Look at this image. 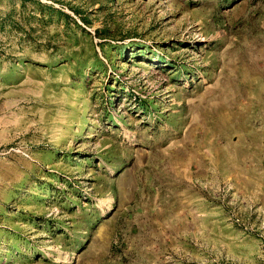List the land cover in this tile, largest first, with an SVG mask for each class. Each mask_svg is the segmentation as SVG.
I'll return each mask as SVG.
<instances>
[{"label": "rangeland", "instance_id": "1", "mask_svg": "<svg viewBox=\"0 0 264 264\" xmlns=\"http://www.w3.org/2000/svg\"><path fill=\"white\" fill-rule=\"evenodd\" d=\"M0 264H264V0H0Z\"/></svg>", "mask_w": 264, "mask_h": 264}]
</instances>
